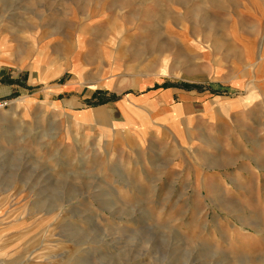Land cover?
Listing matches in <instances>:
<instances>
[{"label":"rangeland","instance_id":"obj_1","mask_svg":"<svg viewBox=\"0 0 264 264\" xmlns=\"http://www.w3.org/2000/svg\"><path fill=\"white\" fill-rule=\"evenodd\" d=\"M6 48L34 101L0 149V264H264V0H0ZM180 86L206 97L169 123L180 98L147 96Z\"/></svg>","mask_w":264,"mask_h":264},{"label":"crops","instance_id":"obj_2","mask_svg":"<svg viewBox=\"0 0 264 264\" xmlns=\"http://www.w3.org/2000/svg\"><path fill=\"white\" fill-rule=\"evenodd\" d=\"M11 49L6 48V50L3 53H0V67H7V68H11L16 70L17 72H22L24 71L26 68L23 64V62L21 60L16 59L12 54H11ZM29 70L31 72H35L37 73L38 77H39V81L40 83H48L49 81L56 79L62 72L59 71L56 74H54L51 78H49L48 80L46 79L45 75H42V70H43V66H42V61H36L34 63H32V65L29 67ZM4 79V81L2 80ZM220 79V76H217V78H215V80ZM0 80H2V82H0V98H4V99H8L11 100L13 99V97H15V94H22V97H26L28 98V96L23 95V93L25 92V89L23 87V85H25L24 81H19V76L18 75H14V74H7V73H1L0 70ZM17 80V81H16ZM30 80H33V76L32 74L30 75ZM233 79H228V81H231ZM74 83H68L67 86L65 87H58L55 88L57 89V91H68L72 88H75L77 86L73 85ZM237 86H240L239 82H232L231 83V87L238 89ZM52 88L50 87L49 90H51ZM54 89V88H53ZM91 89H95V88H91ZM120 90V89H119ZM213 91V89H211ZM218 89H214L213 92L211 91H207V93H212L214 95L218 94L215 93L217 92ZM222 89H220L221 91ZM81 97H99V96H94V93H88L84 90L81 91L80 93ZM147 97H179L180 101L183 103V106H176L174 108H171V113H174L173 115L171 114L167 119L168 122L170 123H174V118L178 119L179 116H182L184 114L183 111H186L188 109V107L185 108L186 105H189V103H191V110L195 111V106L194 104L196 102H201L203 97H206L205 91L203 92H198L193 90V88H190L188 86H180V87H176V88H169L166 89L164 92L162 91L161 94H157L156 93H149ZM243 97V96H242ZM237 98V99H233V100H229V99H217L214 100L211 104H222L224 105L226 103V105L229 104H236L239 102H243L246 101L248 98ZM30 99V98H28ZM31 101H34L32 99H30ZM129 99H125L120 103V107L122 106L124 108V110L126 111L127 115H128V119L129 121H133L135 120L138 123H140L139 121H141V118H145L146 114H144V112L148 111L151 113L152 117H157L159 116V114H164V112L166 111V109H169L167 104L164 105H158L156 102L153 101H148L145 102L143 110H145L144 112H140L136 109L135 106L132 105ZM15 101V100H14ZM13 101V102H14ZM17 101V100H16ZM131 106V107H130ZM207 109L210 106H206ZM186 109V110H185ZM25 112V111H24ZM17 116V110H1L0 111V143H2V145H0V149H6L7 147V139L3 138V135H6V133H4V130L6 128H8L9 126H11L13 124V122L10 120L13 117ZM86 115H84V118H88ZM173 119V120H172ZM138 128V127H137ZM138 132V131H137ZM128 135H130V133H126ZM11 141V140H9ZM5 156H0V160L2 158H4ZM0 164H4L2 161H0Z\"/></svg>","mask_w":264,"mask_h":264},{"label":"bare ground","instance_id":"obj_3","mask_svg":"<svg viewBox=\"0 0 264 264\" xmlns=\"http://www.w3.org/2000/svg\"><path fill=\"white\" fill-rule=\"evenodd\" d=\"M74 74V73H73ZM42 75H45L46 76V78L48 77V76H50V75H52V74H50V72H49V70H44V71H42ZM14 104V102H12L11 103V106ZM30 104V101H28L27 99H18L17 101H16V103L14 104V106H13V110H16V109H18V108H20V107H25L26 105H29ZM131 107V106H130ZM115 119V118H114Z\"/></svg>","mask_w":264,"mask_h":264},{"label":"built area","instance_id":"obj_4","mask_svg":"<svg viewBox=\"0 0 264 264\" xmlns=\"http://www.w3.org/2000/svg\"><path fill=\"white\" fill-rule=\"evenodd\" d=\"M11 105V101L8 99L0 98V111L5 110Z\"/></svg>","mask_w":264,"mask_h":264}]
</instances>
